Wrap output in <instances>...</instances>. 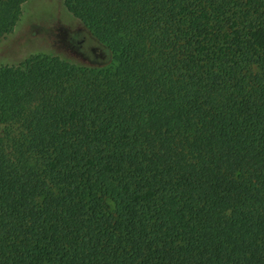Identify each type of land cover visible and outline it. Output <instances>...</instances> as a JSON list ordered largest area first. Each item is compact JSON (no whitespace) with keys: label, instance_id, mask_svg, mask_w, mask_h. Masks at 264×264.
Segmentation results:
<instances>
[{"label":"trees","instance_id":"trees-1","mask_svg":"<svg viewBox=\"0 0 264 264\" xmlns=\"http://www.w3.org/2000/svg\"><path fill=\"white\" fill-rule=\"evenodd\" d=\"M62 3L106 54L0 61V264H264V0Z\"/></svg>","mask_w":264,"mask_h":264},{"label":"rangeland","instance_id":"rangeland-1","mask_svg":"<svg viewBox=\"0 0 264 264\" xmlns=\"http://www.w3.org/2000/svg\"><path fill=\"white\" fill-rule=\"evenodd\" d=\"M40 51L87 64L99 63L106 54L62 0H26L13 31L0 45V61L14 62Z\"/></svg>","mask_w":264,"mask_h":264},{"label":"flooded vegetation","instance_id":"flooded-vegetation-1","mask_svg":"<svg viewBox=\"0 0 264 264\" xmlns=\"http://www.w3.org/2000/svg\"><path fill=\"white\" fill-rule=\"evenodd\" d=\"M92 51H93V49H92Z\"/></svg>","mask_w":264,"mask_h":264}]
</instances>
